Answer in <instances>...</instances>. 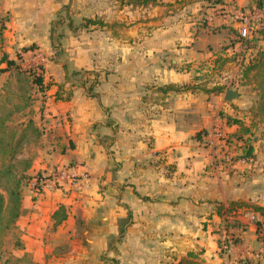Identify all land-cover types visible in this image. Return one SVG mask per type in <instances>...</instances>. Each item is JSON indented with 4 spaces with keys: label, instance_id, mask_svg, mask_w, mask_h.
<instances>
[{
    "label": "crops",
    "instance_id": "0c3cea01",
    "mask_svg": "<svg viewBox=\"0 0 264 264\" xmlns=\"http://www.w3.org/2000/svg\"><path fill=\"white\" fill-rule=\"evenodd\" d=\"M52 2L0 0L9 58L13 59L11 53L17 48L47 43ZM151 18L146 27L162 36L158 43L155 37L148 39L145 56L140 54L139 38L128 57L123 43L117 42V57L111 53L99 61H86L89 70L108 68L98 77L92 95L78 90L56 100L55 89L47 92V103L43 101L49 106L47 114H68L70 122H52L51 130L64 139L60 150L52 152V159L47 155L32 161L27 171L30 178L23 186L16 221L21 247L11 253L17 264H111L118 259L120 264H185L183 259L195 264H243L256 260L263 245L259 229L264 218H254L253 212L264 214L255 211L264 208V146L245 157L239 142V155L214 158L215 151L224 150L218 132L232 133L239 126H226L217 118L211 132L213 144L199 134L209 128L214 108L227 112L233 104L224 100L228 88L210 92L193 81V67L214 59L221 44L210 36L211 31L201 32L200 27H196L198 34L208 39L193 38L189 28L195 30V22L182 28L171 15L158 23ZM213 22L215 34L222 31L223 39L230 41L238 24L218 15ZM134 30H139V24ZM22 38L28 42L20 44ZM159 52L169 57L161 58ZM204 92L213 100L207 113ZM239 101L241 111L248 110ZM38 115L44 118L41 112ZM61 170L74 175L76 182L56 177ZM228 220H232L234 240L223 252L219 230ZM190 253L193 257H188Z\"/></svg>",
    "mask_w": 264,
    "mask_h": 264
},
{
    "label": "rangeland",
    "instance_id": "374dc122",
    "mask_svg": "<svg viewBox=\"0 0 264 264\" xmlns=\"http://www.w3.org/2000/svg\"><path fill=\"white\" fill-rule=\"evenodd\" d=\"M52 1V4L50 3L51 5L48 6L50 10L52 9L53 15L51 32L47 43L44 46L33 44L34 48L26 52L23 51L25 47L22 49L17 48L11 53L15 62L23 70L33 69L37 73H42L44 81L50 85L48 91L44 94L45 98L40 93H36L35 88L31 91L29 102L33 104V120L40 128L41 134L39 138L31 140L23 147L22 152L17 157L18 159L23 161V159H27L31 155L33 156V161L46 159L47 155H50L52 159V152L55 150L59 151L61 148V142L64 139L58 136L55 130H51V125L53 121L69 124L70 118L68 114L60 116L51 115L49 112V115L47 114L46 109L49 106L43 103V101L47 103V92L51 94V90L55 89L62 98L67 97V92L73 94L74 91L78 90L85 93L84 95H92L98 84V77L101 73L107 72L108 68L105 65L89 70L86 68V61L90 58L99 61L100 57L107 58L111 53H114V55H111L112 58L114 56L117 57V53L120 52V50L118 51L119 45H117V42L118 44L123 43L125 57H128L132 54L131 47L138 42L139 38L140 54L145 56L148 50V39L151 38L150 41H152L155 37L154 39L158 43L159 40L157 39L162 36V33L158 30L149 31L150 28L148 29L146 24L153 19L151 17H155L154 19L158 23L163 16L168 15H171L173 22L180 21V27L182 28L187 27L189 22H195L196 26H193V29L196 31L189 28L190 35L193 38L202 35L199 37L200 39H208V35H204L203 33L198 34L199 30L196 27H200L201 32L205 33L206 30L211 31L214 35L210 34V36H214L213 39L218 40V44H221L217 48L218 50H216L219 54L214 59L210 60V62H200L193 67L194 83L198 87L200 85L207 89L216 86L235 89L242 94L241 99L239 97L234 100L231 107L227 109V112L214 108L209 115V128L199 131L201 137L203 136L204 139H207V142L210 144L212 143L211 132L217 126L215 123L217 118L223 119V123L226 126L233 124V121H239L242 129H250L249 133L246 134H243L241 130L223 133L222 129L218 127L217 130L221 129L218 132V140L223 141L224 150L222 149L223 153L215 151L213 154L214 158L221 154L229 156L231 153H239L237 150L239 142L242 143L244 148L243 153L248 149L251 150L250 155L247 157H251L252 152L255 150L257 152L262 150L264 145V122H260L253 115L257 113L256 111L259 108L258 103L260 102L257 82L250 74L252 78L250 82H248L249 79L247 77H242L244 67L246 68L251 62L255 63L259 59L254 60V58H258L257 56L261 52L264 53V6L257 8L256 0H159L161 4L157 6L133 8L128 6L121 7L114 0ZM248 1L251 2V5L246 6ZM148 11L151 13L154 11V14H150ZM217 15L223 20L238 24V27L234 30L235 34L230 41L223 39L226 33L220 31L216 35L215 31H213L215 29L212 26L214 25L213 17ZM245 17L249 18L247 23L244 21ZM5 19L6 17H3V15L0 18V54L2 52L5 53L9 45L5 43L6 39L4 38L6 36ZM138 24L139 30L135 31L134 28ZM243 28H245V35H242L240 32ZM155 32L156 34L150 37ZM22 42L28 41L22 38L20 44ZM30 45L32 44L28 46ZM211 45L214 49L215 44ZM91 52L94 54L91 55ZM159 53L161 58L167 59L169 57L164 52ZM16 54L20 55V60L16 58ZM4 82H10L9 90L16 91L13 74H10L8 71L0 72V86L1 84L2 87L5 86ZM2 87L0 88V95L5 96ZM207 95L204 92L205 113L208 112L207 109L213 106V100ZM0 99L3 98L0 97ZM238 100H242V105L248 107V110L241 111L240 106L237 105ZM1 101L3 102L4 100ZM13 102L16 103L17 100ZM7 106L10 107V103H7ZM39 112H41L44 118H39ZM20 119L19 114L13 116L15 123H18ZM255 123L258 124L256 128H250L251 124ZM67 144L71 145V142ZM243 156L246 157V155ZM220 163H223L222 160ZM52 167H55L54 163ZM253 216L257 219L264 218V214L255 215L254 212ZM225 228L232 235L231 224H228ZM222 230H219V236ZM15 239V234H9L6 237L5 245L2 248L3 254L0 264H3L4 260H6L7 264L18 263V260L11 256L12 250L15 249L13 247ZM220 242L221 240H219ZM112 249L120 254L114 246ZM220 250L223 251L222 249ZM116 261H113L111 264H120L119 259Z\"/></svg>",
    "mask_w": 264,
    "mask_h": 264
},
{
    "label": "trees",
    "instance_id": "16d2710c",
    "mask_svg": "<svg viewBox=\"0 0 264 264\" xmlns=\"http://www.w3.org/2000/svg\"><path fill=\"white\" fill-rule=\"evenodd\" d=\"M120 6L128 7H146L160 4L159 0H114ZM221 1V0H220ZM219 1V2H220ZM257 8L264 6V0H256ZM242 44V43H241ZM34 45L23 48V51L32 50ZM255 63H250L244 67L242 77H247L248 82L252 81L253 76L257 82L260 102L259 108L253 115L260 122H264V53L261 52ZM20 60V55L16 54ZM0 72L8 71L13 74L15 79L16 91L9 90L10 82L3 86L5 96L0 95V260L2 259V248L5 245L6 237L9 234H15L16 239L13 247L20 248L21 243L17 237L16 221L21 213L22 190L26 181L30 178L27 171L32 165L33 156L20 160L18 155L23 147L31 140L40 137V128L33 120V104L30 103V95L33 88L36 93L43 95L48 91L49 84L44 81L42 73H37L33 69L23 70L14 59L9 58L6 53L0 54ZM250 74V75H249ZM207 90V89H206ZM220 87H213L207 91L220 92ZM7 91V92H6ZM16 98V99H15ZM54 99H63L56 91ZM1 100H4L3 102ZM16 101L14 103L13 101ZM10 103V107L7 106ZM253 109V108H252ZM19 114L21 119L18 123L13 121V116ZM237 124L243 134L249 133L250 129H242L239 121H233ZM258 124H251L250 128H256ZM264 146V145H263ZM250 149L245 151L244 155H250ZM255 211L264 213V208L257 207ZM193 257V254H188ZM1 262V261H0ZM185 264H195L189 259H183ZM3 264H7L4 260Z\"/></svg>",
    "mask_w": 264,
    "mask_h": 264
},
{
    "label": "built area",
    "instance_id": "2783aa9c",
    "mask_svg": "<svg viewBox=\"0 0 264 264\" xmlns=\"http://www.w3.org/2000/svg\"><path fill=\"white\" fill-rule=\"evenodd\" d=\"M244 21L247 23L249 21V18L245 17L244 18ZM242 35H245L246 32H245V28H243L241 31ZM65 172L64 171H60L58 173V176L56 175V177H60V178H67L69 180L70 183H74L76 182V177L74 175H70V174H64ZM42 178V177H41ZM39 183L41 184V181L42 179H39L38 180ZM38 183V182H37ZM38 183V184H39ZM260 219V218H258ZM260 222V220H258ZM228 224H231V220H228L227 221V225ZM226 225V226H227ZM222 230V229H221ZM230 232H231V229H230ZM259 232L261 233V235L263 236V245L261 246V248L258 250L257 254L255 255L256 257V260H253L252 262H249V263H243V264H260V262L262 260H264V223H262L261 225V229H259ZM232 234V233H231ZM230 238L233 239L232 235H230L229 231H227V228H224L221 232V235L219 236V240H221V242L219 243L221 246H220V249L223 250V252H227L230 248V245H231V242L233 241L231 239L230 241ZM258 259V260H257ZM233 264H238L237 261H234Z\"/></svg>",
    "mask_w": 264,
    "mask_h": 264
},
{
    "label": "water",
    "instance_id": "95a60500",
    "mask_svg": "<svg viewBox=\"0 0 264 264\" xmlns=\"http://www.w3.org/2000/svg\"><path fill=\"white\" fill-rule=\"evenodd\" d=\"M238 97V91L235 89H227L224 93V100L228 103L233 102Z\"/></svg>",
    "mask_w": 264,
    "mask_h": 264
}]
</instances>
